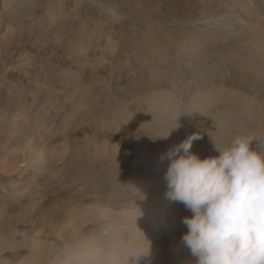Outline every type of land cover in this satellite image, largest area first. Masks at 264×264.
Here are the masks:
<instances>
[{
	"label": "rangeland",
	"instance_id": "obj_1",
	"mask_svg": "<svg viewBox=\"0 0 264 264\" xmlns=\"http://www.w3.org/2000/svg\"><path fill=\"white\" fill-rule=\"evenodd\" d=\"M199 1L0 0V264H196L160 157L264 142V0Z\"/></svg>",
	"mask_w": 264,
	"mask_h": 264
},
{
	"label": "clouds",
	"instance_id": "obj_2",
	"mask_svg": "<svg viewBox=\"0 0 264 264\" xmlns=\"http://www.w3.org/2000/svg\"><path fill=\"white\" fill-rule=\"evenodd\" d=\"M200 138L193 135L160 157L170 161L166 197L193 214L183 220L184 245L196 264H264V142L237 136L225 150L216 147L218 157L202 160L190 151Z\"/></svg>",
	"mask_w": 264,
	"mask_h": 264
},
{
	"label": "bare ground",
	"instance_id": "obj_3",
	"mask_svg": "<svg viewBox=\"0 0 264 264\" xmlns=\"http://www.w3.org/2000/svg\"><path fill=\"white\" fill-rule=\"evenodd\" d=\"M26 2H29V4H30V2H32V0H25ZM80 1V0H79ZM201 1V2H200ZM199 2L201 3V6H206V7H215V8H219L220 9V7H222V5L223 4H226L228 7L229 6H231L232 5V3H233V1L234 0H200ZM263 2V1H262ZM243 3V2H242ZM263 4H264V2H263ZM78 5V4H77ZM234 5V4H233ZM232 5V6H233ZM239 5V4H238ZM204 6H203V8H204ZM236 6V5H235ZM23 7H25V6H21V8H23ZM14 8L16 9H20V6H14ZM231 8V7H230ZM243 8V7H242ZM214 9V8H213ZM225 12V11H224ZM212 13V12H211ZM64 23V22H63ZM212 36V35H211ZM213 37V36H212ZM207 38V37H206ZM246 56V55H245ZM256 58H258L257 57V54L256 53H252V55H249L248 56V60H251V61H254V59H256ZM263 58V57H262ZM198 60H202L199 56H195V57H193V61H192V63H194V62H197ZM243 61H246V58L243 60ZM250 61V62H251ZM199 62V61H198ZM249 63V62H248ZM174 64V63H173ZM175 70V69H174ZM152 73H154V72H152ZM160 95V94H159ZM164 95V94H163ZM162 94L160 95V96H163ZM156 96V95H155ZM154 96V97H155ZM159 97V96H158ZM206 101H208V99L207 98H205L204 99V102H203V104L206 102ZM193 103H194V106H193V108L192 107H190V108H192L191 109V112H190V117L191 116H193V117H195V116H198V114L200 113V111H195V109L197 108H199L200 106H201V101H200V98L198 97H196V98H194L193 99ZM191 105V104H190ZM123 107H125L124 105H123ZM128 107V106H127ZM171 109V104H167V105H165V110H164V114L166 115V117H165V121H168L169 120V118H170V116L171 115H168L169 113H172V111H169ZM116 116V115H115ZM249 117V116H248ZM188 119H190V118H188ZM187 119V120H188ZM248 120H249V118H248ZM187 124V123H186ZM131 129V128H130ZM186 130V129H185ZM130 131V130H129ZM128 131V132H129ZM127 132V133H128ZM136 132V131H135ZM130 134H132V133H130ZM183 134V133H182ZM181 134V135H182ZM183 143V142H182ZM145 144V143H144ZM196 145V144H195ZM194 146V145H193ZM84 150H85V148H81L80 150H78V151H76V154H78V155H80V157L83 155V152H84ZM129 156L130 157H132V154H129ZM83 158V157H82ZM85 159V160H84ZM83 160H82V163H83V165L84 164H86L85 165V167H82V165H80V169H78V173L80 174L79 176H78V178H77V180H80V179H83V180H87L88 181V185L90 186V190H92V189H94V188H97V187H94V186H92V182L94 181H96L97 180V177L100 179L101 177H108L109 175H106V173L109 171V169H107L104 165H102V164H104L105 163V161H106V159H104V160H102V162H101V168H103V169H105L106 170V172H105V174L104 175H98V174H100V170H99V165H98V163H99V159L98 158H94L93 160H92V158L91 159H87V158H84ZM80 160V159H79ZM154 160L158 163V157H157V154L154 156ZM113 162H115L116 163V161L115 160H112ZM95 166H97V171L96 170H94L93 168H95ZM94 170V171H93ZM148 170V169H147ZM146 170V171H147ZM93 171V172H92ZM96 172V173H95ZM148 174V173H147ZM82 180V181H83ZM84 183H87V182H84ZM101 183V182H100ZM100 183H99V185H100ZM71 184V183H70ZM73 184V183H72ZM59 185V184H58ZM64 185V184H63ZM84 185V184H83ZM85 185H87V184H85ZM107 185V187H109V184H106ZM57 186V185H56ZM60 186V185H59ZM68 186V185H67ZM73 186V185H72ZM101 186V185H100ZM64 187V186H63ZM52 188H54L55 189V186L53 185V187ZM67 188V187H66ZM88 188V187H87ZM64 189V188H63ZM64 191V190H63ZM93 192V191H92ZM96 192V191H95ZM166 192H167V189H166ZM58 194V193H57ZM62 193H60L59 195H61ZM55 195V194H54ZM48 208V207H47ZM48 210H49V208H48ZM48 210H46V209H44L43 211H44V214H47V211ZM49 212V211H48ZM120 244V243H119ZM125 245V244H124ZM123 246V245H122ZM118 247L121 249V250H123V249H125V247L123 248V247H120V245H118ZM118 248V249H119Z\"/></svg>",
	"mask_w": 264,
	"mask_h": 264
}]
</instances>
